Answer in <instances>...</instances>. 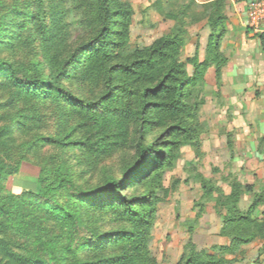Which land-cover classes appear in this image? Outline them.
Segmentation results:
<instances>
[{"label": "rangeland", "instance_id": "rangeland-1", "mask_svg": "<svg viewBox=\"0 0 264 264\" xmlns=\"http://www.w3.org/2000/svg\"><path fill=\"white\" fill-rule=\"evenodd\" d=\"M119 1L130 10L129 46L112 57L111 66L130 62L138 51L176 27H181L184 36L179 61L187 62L196 50L199 60L203 59L210 33V9L203 4L213 0ZM244 2L247 0H223V12L231 17ZM35 60L45 72L48 67L40 49ZM108 68L81 66L70 71L63 82L74 95L93 101L105 92L110 72V100L102 103L107 121L97 119L92 127L80 126L77 112L61 100L38 101L41 114L35 123L29 121L33 134L53 136L59 143L23 158L18 171L7 178L6 189L34 190L40 165L49 162L73 176L80 186H103L121 178L138 158L141 133L142 145L151 147L148 161L153 168L146 178L121 190V196L132 199L131 207L140 219L126 216L117 204L93 225L104 238L122 234L104 251L116 257L111 264H197L186 260L198 253L213 255L221 264H258L264 256L260 253L264 236L229 248L239 228L225 226L233 204L238 214L245 215L255 200L250 217L264 220V177L252 174L249 178L241 148L235 152L233 131H227L226 114L219 112L221 82L218 84L214 68H208L201 87L192 89L190 108L183 114L173 116L151 107L144 122L139 119L140 85L119 70L107 72ZM186 68L191 74L190 63ZM113 106L116 111H111ZM155 151H162L163 156H156ZM198 176L207 181L204 188ZM232 191L237 192L233 203Z\"/></svg>", "mask_w": 264, "mask_h": 264}, {"label": "trees", "instance_id": "trees-1", "mask_svg": "<svg viewBox=\"0 0 264 264\" xmlns=\"http://www.w3.org/2000/svg\"><path fill=\"white\" fill-rule=\"evenodd\" d=\"M222 2L203 4L210 9V33L203 59L199 60L197 50L187 59L192 67L188 74L187 62L178 59L184 44L181 27L138 51L130 62L111 66L112 57L124 53L129 46L130 10L119 0H0V264L115 261V256L104 251L122 237L121 232L104 238L93 225L117 204L122 205L126 216L140 219L141 215L131 207L132 199L121 196V190L149 175L153 168L152 161H148L151 147L142 145L140 133L138 158L121 178L103 186H80L73 176L49 162L40 165L34 190L9 191L5 182L18 171L23 158L59 143L53 136L33 134L29 121L35 123L41 114L36 103L61 100L77 112L80 126L92 127L97 119L105 123L108 116L103 105L110 100L112 69L140 85L141 122L151 107L173 116L183 114L190 108L192 89L204 84L208 68H214L218 84L221 82L222 67L227 62L220 50L227 21ZM259 37L264 41V34ZM37 49L48 67L45 72L35 60ZM85 65L106 66L109 72L105 92L93 101L79 98L63 84L70 71ZM111 111H116L114 106ZM155 154L163 156L162 151ZM199 178L204 188L207 181ZM231 195L233 203L237 192ZM256 203L257 200L252 205ZM251 208L245 215L238 214L234 204L228 209L225 227L239 228L229 248L264 236V220L251 219ZM186 261L221 264L206 253L191 254Z\"/></svg>", "mask_w": 264, "mask_h": 264}, {"label": "crops", "instance_id": "crops-1", "mask_svg": "<svg viewBox=\"0 0 264 264\" xmlns=\"http://www.w3.org/2000/svg\"><path fill=\"white\" fill-rule=\"evenodd\" d=\"M246 3L231 17L226 15L220 50L227 62L221 73L219 112L226 114L224 125L233 131L235 152L241 148L248 177L253 178L264 177V41L245 26Z\"/></svg>", "mask_w": 264, "mask_h": 264}, {"label": "built area", "instance_id": "built-area-1", "mask_svg": "<svg viewBox=\"0 0 264 264\" xmlns=\"http://www.w3.org/2000/svg\"><path fill=\"white\" fill-rule=\"evenodd\" d=\"M245 26L257 34H264V0H247ZM258 264H264L262 256Z\"/></svg>", "mask_w": 264, "mask_h": 264}]
</instances>
